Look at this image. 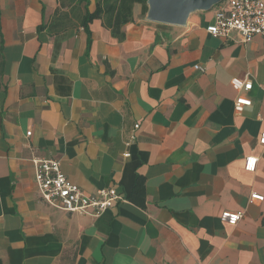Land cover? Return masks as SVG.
<instances>
[{"label": "crops", "instance_id": "obj_1", "mask_svg": "<svg viewBox=\"0 0 264 264\" xmlns=\"http://www.w3.org/2000/svg\"><path fill=\"white\" fill-rule=\"evenodd\" d=\"M225 2L185 25L136 4L118 40L82 26L85 5L0 0V264H264V35L213 38ZM235 79L253 84L243 113ZM38 158L125 201L99 218L50 207Z\"/></svg>", "mask_w": 264, "mask_h": 264}, {"label": "built area", "instance_id": "obj_2", "mask_svg": "<svg viewBox=\"0 0 264 264\" xmlns=\"http://www.w3.org/2000/svg\"><path fill=\"white\" fill-rule=\"evenodd\" d=\"M207 32L213 38L228 39L233 34L240 42L251 43L256 36L264 35V0H226L217 10L215 19L207 27ZM197 70H203L196 66ZM232 84L239 92L235 100V111L243 113L252 106V100L245 93L252 90L253 84L250 80L240 81L235 79ZM139 125L134 126V132ZM27 135H31L28 132ZM136 140L133 134L131 142ZM260 144L264 145V132L260 137ZM125 157H130L126 154ZM258 159L248 157L245 169L248 172L256 170ZM35 183L41 199L50 207L63 210L70 214L99 218L107 210L118 202L125 199L116 189L99 190L95 194H88L79 186L73 184L63 173L61 163L58 159H35ZM264 201V196L252 194L251 202ZM244 216V212H223L221 221L229 226H237Z\"/></svg>", "mask_w": 264, "mask_h": 264}, {"label": "trees", "instance_id": "obj_3", "mask_svg": "<svg viewBox=\"0 0 264 264\" xmlns=\"http://www.w3.org/2000/svg\"><path fill=\"white\" fill-rule=\"evenodd\" d=\"M96 9L89 11L91 0H59L62 8L85 5L86 14L81 19L82 26L88 31L89 24L96 19L103 21V25L111 31L114 38H125V25L133 21V7L142 6L143 15L148 12L147 0H94ZM91 42L89 40V46ZM143 191V185L141 186Z\"/></svg>", "mask_w": 264, "mask_h": 264}, {"label": "water", "instance_id": "obj_4", "mask_svg": "<svg viewBox=\"0 0 264 264\" xmlns=\"http://www.w3.org/2000/svg\"><path fill=\"white\" fill-rule=\"evenodd\" d=\"M224 0H147L148 20L185 25L189 15L197 11H209Z\"/></svg>", "mask_w": 264, "mask_h": 264}]
</instances>
